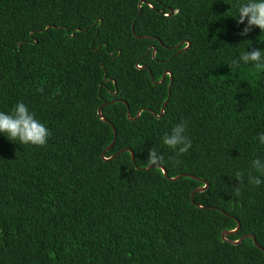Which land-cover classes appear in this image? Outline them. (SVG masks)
<instances>
[{"label":"trees","instance_id":"1","mask_svg":"<svg viewBox=\"0 0 264 264\" xmlns=\"http://www.w3.org/2000/svg\"><path fill=\"white\" fill-rule=\"evenodd\" d=\"M238 2L0 0V112L50 132L0 133V264H264V70L230 67L264 32Z\"/></svg>","mask_w":264,"mask_h":264},{"label":"clouds","instance_id":"2","mask_svg":"<svg viewBox=\"0 0 264 264\" xmlns=\"http://www.w3.org/2000/svg\"><path fill=\"white\" fill-rule=\"evenodd\" d=\"M238 23L243 24L247 19V26L243 29V34H247L253 26L258 27L264 32V0H240L238 2ZM243 62L251 63L257 71L264 70V50L255 49L242 52L238 59H234L230 67L238 68ZM42 91V90H41ZM185 124L181 123L173 127L171 134H165L163 144L177 152V155L183 154L191 147V142L184 135ZM0 133L4 134L10 141H18L24 145L44 146L50 135L49 130L38 121L27 106L23 103H17L11 114L0 112ZM259 141L264 144V133L259 135ZM148 162L150 165H158L162 157L152 148L149 150ZM254 171L264 175V165L257 158L252 161ZM235 178L243 183V172H237ZM248 182L258 186L262 183L261 179L249 173ZM239 192V188L236 189Z\"/></svg>","mask_w":264,"mask_h":264},{"label":"water","instance_id":"3","mask_svg":"<svg viewBox=\"0 0 264 264\" xmlns=\"http://www.w3.org/2000/svg\"><path fill=\"white\" fill-rule=\"evenodd\" d=\"M166 73H168V72H164L163 73V75H162V77H161V79L158 81V82H161L162 81V79L164 78V75L166 74ZM171 84V83H170ZM170 84H169V86H168V89H169V87H170ZM167 102V100H165V102H164V104ZM105 103H103L99 108H98V111H100L101 110V108H102V106L104 105ZM102 118V117H101ZM113 128V127H112ZM113 140L111 141V143L109 144V146L108 147H110L113 143H114V140H115V135H116V133H115V129L113 128ZM107 147V148H108ZM123 150H125V151H130V149H128V148H124V149H122L121 151H123ZM130 154H131V158L133 159V153L130 151ZM161 168V167H160ZM162 169V171H163V173L166 175V171L163 169V168H161ZM191 177H194V176H192V175H190ZM176 179V178H175ZM205 185H204V187L203 188H196L194 191H201V190H203V189H205L206 188V186H207V183L205 182L204 183ZM239 228V223H237V227H236V229H234V231H236L237 229ZM233 231V232H234ZM252 238V240H253V243H254V245H256L257 247H259V245L256 243V241H255V239H254V237L251 235V234H248V235H245V236H243L241 239H239V240H242V239H244V238ZM260 248V247H259ZM262 249V248H261ZM263 250V249H262Z\"/></svg>","mask_w":264,"mask_h":264}]
</instances>
